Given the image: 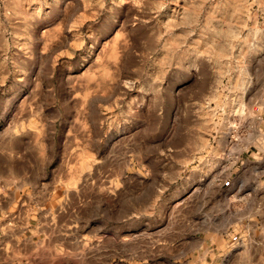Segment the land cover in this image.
Returning <instances> with one entry per match:
<instances>
[{
	"label": "rangeland",
	"instance_id": "1",
	"mask_svg": "<svg viewBox=\"0 0 264 264\" xmlns=\"http://www.w3.org/2000/svg\"><path fill=\"white\" fill-rule=\"evenodd\" d=\"M0 264H264V0H0Z\"/></svg>",
	"mask_w": 264,
	"mask_h": 264
}]
</instances>
